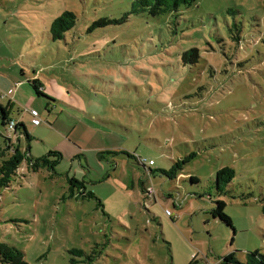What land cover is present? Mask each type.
Listing matches in <instances>:
<instances>
[{"label": "rangeland", "instance_id": "rangeland-1", "mask_svg": "<svg viewBox=\"0 0 264 264\" xmlns=\"http://www.w3.org/2000/svg\"><path fill=\"white\" fill-rule=\"evenodd\" d=\"M133 1L0 0V105L11 102L8 117L30 137L0 123V150L9 135L21 151L28 144L32 159L62 156L55 173L23 162L0 188V242L27 264L264 256V0H196L176 18L128 15L118 24ZM64 11L75 25L52 41L50 24ZM101 20L112 23L90 29ZM193 48L198 60L184 63ZM35 75L51 100L27 83ZM103 152L117 155L100 159ZM126 154L153 161L155 172ZM190 155L177 179L159 172ZM223 167L235 176L218 196ZM67 177L84 181L101 207L71 196ZM217 200L234 232L211 217Z\"/></svg>", "mask_w": 264, "mask_h": 264}, {"label": "trees", "instance_id": "trees-1", "mask_svg": "<svg viewBox=\"0 0 264 264\" xmlns=\"http://www.w3.org/2000/svg\"><path fill=\"white\" fill-rule=\"evenodd\" d=\"M196 4V0H134L131 4V11L127 13L123 19L119 22L122 23L126 20L128 15H146L150 18H157L160 16H174L175 18L179 15L181 9H188ZM76 21V16L73 12L64 11L61 15L55 18L50 24L49 34L52 41L63 40L66 32L70 31ZM111 21L101 20L93 23L90 29H94L96 27H105L110 25ZM116 23V22H113ZM264 24V21H263ZM182 61L184 63H189L190 65L195 63L198 58V50L193 48L189 51H186L182 54ZM23 72V71H22ZM21 72V73H22ZM29 86L33 89L34 93L38 97H44L47 100H51L45 93L44 85L37 78V75L34 76L33 79H26ZM11 102H9L6 106L0 105V123L3 127H6L7 133H13L20 135H24L25 139L29 142L30 137L26 131V127L23 123H16L15 127L12 131L9 130L10 122H13L9 116ZM5 148L0 150V188H8L11 182L12 177L16 175V172L23 162L26 163L27 170L31 172H38V170L47 168L52 173H55V168L59 161L62 159L60 153L56 151H50L46 155L38 158L32 159L29 155V146L25 151H21L18 146L11 140V137L7 135L4 138ZM113 152H103L99 153L100 159L103 158L104 155H111ZM117 155V153H113ZM127 158L134 161L144 169L145 174L147 173L150 177L155 171L151 170L152 166H148L144 163L145 159L135 155V154H126ZM194 155H190L184 159L177 160L173 162L170 169L167 171L159 170V172L166 177L168 180L177 179L178 175L183 169L184 164L188 162V159L193 157ZM146 161V160H145ZM154 163V162H153ZM235 173L230 167H223L219 169L215 174V191L216 194L223 195L226 194V188L234 179ZM190 183L194 184L198 182V179L195 177L189 178ZM68 190L71 196H76V198L81 199H94L97 201V205L101 207L100 201L94 196L92 192H86L84 181H79L75 178L67 177ZM149 182V181H148ZM141 185V193L148 194L150 197L154 199V189L152 186ZM152 188V191H151ZM76 190V194L74 193ZM169 198L171 195H167ZM145 199H149L147 196ZM225 203L223 201H215L214 207L210 210V215L213 219H217L220 222L224 223L228 226L233 232V225L231 219L224 213ZM261 213L264 216V197L261 199ZM73 253L84 256V253L80 250H72ZM0 263L2 264H27L24 261L23 253L16 249L13 246H9L6 243L0 242ZM217 264H264V256L259 252H251L247 254V260L244 263H241L236 260L233 253L228 254L222 258H219Z\"/></svg>", "mask_w": 264, "mask_h": 264}, {"label": "built area", "instance_id": "built-area-1", "mask_svg": "<svg viewBox=\"0 0 264 264\" xmlns=\"http://www.w3.org/2000/svg\"><path fill=\"white\" fill-rule=\"evenodd\" d=\"M29 115L31 116V124L33 126H39L41 124V120L39 119V115L35 110H29ZM16 123L14 122H10L9 124V130L12 131L13 128L15 127ZM144 163L148 166H152L154 163L153 161L149 160V161H145ZM166 214L168 215L169 212H166Z\"/></svg>", "mask_w": 264, "mask_h": 264}, {"label": "crops", "instance_id": "crops-1", "mask_svg": "<svg viewBox=\"0 0 264 264\" xmlns=\"http://www.w3.org/2000/svg\"><path fill=\"white\" fill-rule=\"evenodd\" d=\"M18 85H19V83H18ZM10 92V94H11V91H9Z\"/></svg>", "mask_w": 264, "mask_h": 264}]
</instances>
